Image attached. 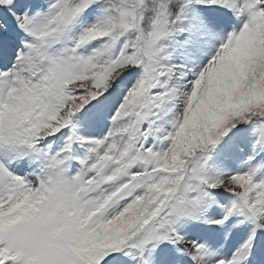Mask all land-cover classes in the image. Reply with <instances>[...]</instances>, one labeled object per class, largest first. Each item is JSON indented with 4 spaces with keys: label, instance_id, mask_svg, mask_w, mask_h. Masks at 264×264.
I'll list each match as a JSON object with an SVG mask.
<instances>
[{
    "label": "snow or ice",
    "instance_id": "snow-or-ice-1",
    "mask_svg": "<svg viewBox=\"0 0 264 264\" xmlns=\"http://www.w3.org/2000/svg\"><path fill=\"white\" fill-rule=\"evenodd\" d=\"M262 252L264 0H0V264Z\"/></svg>",
    "mask_w": 264,
    "mask_h": 264
}]
</instances>
